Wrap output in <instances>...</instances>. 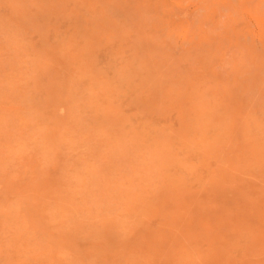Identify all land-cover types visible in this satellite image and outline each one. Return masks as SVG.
<instances>
[{"label":"rangeland","instance_id":"obj_1","mask_svg":"<svg viewBox=\"0 0 264 264\" xmlns=\"http://www.w3.org/2000/svg\"><path fill=\"white\" fill-rule=\"evenodd\" d=\"M0 264H264V0H0Z\"/></svg>","mask_w":264,"mask_h":264}]
</instances>
